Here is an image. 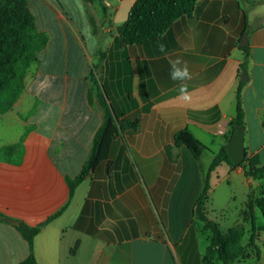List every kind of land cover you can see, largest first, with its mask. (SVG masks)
Segmentation results:
<instances>
[{
    "label": "crops",
    "instance_id": "0c3cea01",
    "mask_svg": "<svg viewBox=\"0 0 264 264\" xmlns=\"http://www.w3.org/2000/svg\"><path fill=\"white\" fill-rule=\"evenodd\" d=\"M34 2L43 7L41 28L32 14L49 42L13 110L0 116V148L13 147L0 155V212L31 227L46 223L34 241L38 264H206L209 233L195 217L203 174L173 138L187 128L202 142L207 170L230 141L245 72L246 158L264 165V0H197L190 16L134 48L120 41L118 28L136 0H100L98 35L81 0H27L30 10ZM177 58L191 79L170 78L169 61ZM91 75L106 88L118 135L107 160L47 223L67 204V181L80 175L104 121L89 98ZM181 83L188 99L180 98ZM220 172L214 188L236 180L264 193V180L245 178L241 167L222 163L211 181ZM247 252L241 264L251 258ZM28 256L27 241L0 222V264Z\"/></svg>",
    "mask_w": 264,
    "mask_h": 264
},
{
    "label": "trees",
    "instance_id": "16d2710c",
    "mask_svg": "<svg viewBox=\"0 0 264 264\" xmlns=\"http://www.w3.org/2000/svg\"><path fill=\"white\" fill-rule=\"evenodd\" d=\"M94 35L99 34V22L95 7L100 0H81ZM197 0H136L129 11L127 20L118 28L120 41L128 47L143 46L159 39L176 21L190 16ZM0 20L8 23L0 24V116L13 110L25 89V80L29 68L39 61L40 53L46 48L49 37L41 32L35 18L29 10L27 0H0ZM8 39L21 40L26 45L22 53L11 58L7 63L2 51L3 43ZM246 50V49H245ZM104 57V55L102 56ZM96 68V67H95ZM245 70V64L242 65ZM91 90L89 98L95 96L103 111L104 121L97 132L89 158L75 179H68L69 200L67 204L48 221L60 216L69 205L76 188L93 172L99 163L107 160L111 144L118 135L117 114L110 104L105 86L95 75L90 76ZM244 82L240 81L236 94V113L230 123L231 140L237 128L245 129V112L242 105L241 91ZM176 147H185L200 164L203 174V189L195 208V217L209 233V245L204 263L212 264L219 261L223 264H241L247 247L242 245L246 235L244 224L237 225L226 231L207 216V203L211 191L212 173L222 164L227 163L233 168L230 157L223 148L213 159L209 168L204 170L201 158L207 147L200 142L187 128L180 129L173 138ZM22 143L19 145L21 146ZM12 146L0 148V155L7 158ZM21 158V157H20ZM20 161V160H19ZM244 176L252 180H264V165L259 166L256 159H246L240 166ZM258 209L264 217V193L250 192L247 210L242 212L244 223H251L254 228V210ZM0 222L12 225L29 245V256L19 264H38L35 256L34 241L45 224L31 227L22 221L13 219L0 212Z\"/></svg>",
    "mask_w": 264,
    "mask_h": 264
},
{
    "label": "rangeland",
    "instance_id": "374dc122",
    "mask_svg": "<svg viewBox=\"0 0 264 264\" xmlns=\"http://www.w3.org/2000/svg\"><path fill=\"white\" fill-rule=\"evenodd\" d=\"M31 13L36 14L39 28L42 27L44 22L43 7L34 2L31 5ZM34 11V12H33ZM33 15V14H32ZM8 23L6 20H0V24ZM26 45L21 40L8 39L3 43V53L6 63L11 58L18 57ZM218 139H216L217 141ZM203 164L207 166L210 161L208 154H205ZM224 176L223 172L216 177L213 176L210 181L211 191L209 194L207 212L210 218L217 222L221 228L226 231L232 227L243 223L241 213L247 210L248 199L250 194L249 189H244L239 181L233 180L230 183H223L222 185L214 188L217 182ZM254 228L251 223H245L246 235L242 241V245L247 247V254L251 255L249 260L244 261L242 264H264V217L258 209L254 210ZM246 256V254H245Z\"/></svg>",
    "mask_w": 264,
    "mask_h": 264
},
{
    "label": "water",
    "instance_id": "95a60500",
    "mask_svg": "<svg viewBox=\"0 0 264 264\" xmlns=\"http://www.w3.org/2000/svg\"><path fill=\"white\" fill-rule=\"evenodd\" d=\"M246 45H247V41L241 43L240 46L244 47ZM245 76L246 73L244 72L241 77L242 82H247V78ZM225 149L233 165L240 166L242 163L246 161L247 158H246V149H245V132L243 129L240 128L236 129L231 140L225 146Z\"/></svg>",
    "mask_w": 264,
    "mask_h": 264
},
{
    "label": "clouds",
    "instance_id": "9594fccd",
    "mask_svg": "<svg viewBox=\"0 0 264 264\" xmlns=\"http://www.w3.org/2000/svg\"><path fill=\"white\" fill-rule=\"evenodd\" d=\"M159 50L163 52L165 50V46L163 44L159 45ZM171 66L170 78L174 81H185L191 79V74L189 72L188 66L186 62L181 61L179 58L175 60L169 61ZM180 98L188 99V89L187 85L181 83L179 86Z\"/></svg>",
    "mask_w": 264,
    "mask_h": 264
},
{
    "label": "built area",
    "instance_id": "2783aa9c",
    "mask_svg": "<svg viewBox=\"0 0 264 264\" xmlns=\"http://www.w3.org/2000/svg\"><path fill=\"white\" fill-rule=\"evenodd\" d=\"M219 134H220V135H223V134H224V131H223V130H220V131H219Z\"/></svg>",
    "mask_w": 264,
    "mask_h": 264
}]
</instances>
